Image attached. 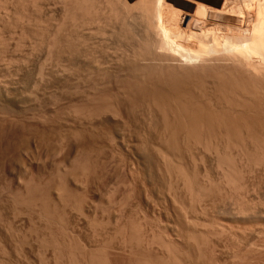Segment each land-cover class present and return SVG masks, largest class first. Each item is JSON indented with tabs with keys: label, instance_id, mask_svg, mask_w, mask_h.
Returning <instances> with one entry per match:
<instances>
[{
	"label": "rangeland",
	"instance_id": "rangeland-1",
	"mask_svg": "<svg viewBox=\"0 0 264 264\" xmlns=\"http://www.w3.org/2000/svg\"><path fill=\"white\" fill-rule=\"evenodd\" d=\"M248 2L247 0L245 5ZM262 3L254 0L247 5L248 8L250 7L253 10L249 8V11L247 10L246 12L242 11L246 7L244 4L240 5L245 6L244 8L241 7V11H239L240 6L237 5L239 6L237 8L238 11L237 9L233 10L235 14L232 16L228 15V24L223 27L226 24L223 21L222 28L220 27L222 22L218 24L220 28L218 26L216 28L218 31L221 29L219 32L216 28H211V30L202 31L201 35L199 33H196V35L191 33L184 34L182 33L183 29H179V26V31L182 29L178 34L181 40L174 41L175 39H172V34H170L172 41L169 35L166 36L169 37L170 40H168L171 42L166 43L168 45L164 44L167 42L165 41L167 38L165 37L164 39V36L162 39L151 42L150 40H142L138 36L132 37L130 35L123 41L111 38L110 40L113 41L111 42L108 38L106 43L98 45L96 50H91L87 53L91 61L86 59L85 54H76V56L83 55V59H86L91 65L97 58L101 60L99 62L101 66L96 65V67L98 66L97 68H100L99 71L94 63L91 68L93 72H96L92 73L90 71V74L89 70L91 68L84 61L80 62L75 59L76 63L72 64V66L70 63L65 64L66 72L64 71L62 74L56 72L57 78L56 73L52 74V67L50 69L49 65V70L48 67H45V70L47 69L46 72L49 71L48 75L44 70V74L47 77L42 83L43 85L40 84V67H42L46 57L43 43L38 40L40 42L36 45L44 49L41 48V50L39 49L40 51L33 50V52L29 50V42L25 40L24 43L22 41L21 45H18V47H23L21 49L17 48L18 35L10 40L12 50H16V53L14 51L10 53L14 55H12V58L14 57L13 59L19 63L15 61V64H13L7 59L4 62L5 65L0 62V70L7 72L9 71L8 67L11 65L9 67L13 71H9L11 75L22 65L20 62L23 60L22 58H27L26 56L31 52L33 56H30L33 59H29V69L24 70V72L29 73V77L25 81L23 80L24 83H22V87L24 86L23 89L26 91L23 102H29V105L25 106L28 110L25 107L23 108L24 110L19 107L17 109H0V118L1 115L3 116V119H0V127L4 128H0V264H163V262H165L164 264H238V262L239 264H264L263 231H259L260 228H258L257 224H249L248 222H244L245 224L241 222L240 224L239 222L238 225L237 222H233L229 217H226L229 215V213L227 214L228 208L233 207V204L236 205L235 202L237 201V203L241 202L239 206L244 205V202L246 205V199L248 201L247 204L251 203L252 200L256 202H252L253 204L260 205V201L264 203V199L261 200L264 198V188H262L264 179H255L261 176L264 177V164H262V172L260 173L259 168H261V165L259 164L260 166H258L255 159V161L252 160L254 162L252 165L248 163L250 167L247 165L245 167L242 164L246 160H243L242 156L237 155L243 162L240 167L238 164L241 162L239 163L238 157L233 155V153L235 155L239 153L237 152V147H240L239 149L241 147L244 149L247 145L250 147L248 142L245 145L244 142H241L242 139L245 142L247 141V138L245 140L247 131H250L248 135L250 133L253 136L252 139L257 137L261 138L259 141L263 139L262 145H264V0ZM259 7L262 11H258L260 10L258 9ZM54 9L57 10L55 11ZM54 9L53 12L51 9V13L49 11L48 15L44 13L47 18H43L44 21L47 20V23L43 21L44 24L50 22L49 25L51 26V24L55 23L52 22L53 18H59L60 7L54 6ZM49 13H53L52 18ZM50 18L52 21H50ZM226 20L225 22H227ZM14 22H11L10 25H14ZM41 26L45 29L47 25L41 24ZM43 29H41V32ZM176 31L178 32L177 29ZM41 32L38 33L39 36H41ZM175 34L177 33L175 32ZM178 35L175 38L179 40ZM195 36L197 37L195 38ZM198 37L201 38L199 39ZM192 39L197 41L193 42ZM182 40H184L183 43ZM130 41L135 43L133 44ZM123 42L127 44L125 45ZM172 43H177V45ZM118 45L120 47L123 46V49ZM127 45L130 46L128 47ZM37 46L35 47L36 49H38ZM167 46H172L175 49V54L171 52L173 51L172 47L167 48ZM116 48L119 49L117 50ZM138 49L141 52H145L141 53ZM155 49L157 52L159 50V52L157 53ZM93 51L96 52L97 57ZM102 52L104 53L103 55ZM92 53L96 59L91 55ZM114 53L116 54L113 55ZM155 53L160 54L158 56ZM143 54L146 57L149 55L148 57L152 59L150 60L147 57L149 60H146ZM122 55H125V57ZM115 56L117 59L120 58L118 59L120 62H117ZM133 56L138 58L135 59ZM33 60L36 61L34 62ZM31 61L32 63L34 62L33 65ZM128 61L134 65L126 66ZM84 63L87 67L83 66ZM73 65L76 66L74 67ZM123 65L128 67L129 71H123L127 69ZM4 66L6 67L5 69H3ZM14 66L16 69H14ZM135 66L137 69H133ZM72 67L76 70L82 67L84 70H88L86 72L79 70L81 73L77 71V74H75V71L71 73V71L75 70ZM101 67L105 71L109 69L112 71L114 68L115 70L113 71L118 75L112 73L113 71L109 75L107 71V75L105 73L103 76L105 71ZM129 67L133 68L130 69ZM116 68H122V70H117ZM155 68L160 73H154ZM101 70L103 72L98 76L97 74H100ZM82 71H84L83 74L85 75L82 74ZM69 72L71 79L68 75ZM126 72L131 75L126 74ZM175 72L176 74L178 73V78L175 77ZM66 73L65 78L63 74ZM78 74H82L83 78H80ZM122 74L125 75L120 77ZM148 74L150 77H148ZM156 74L158 75L157 77ZM59 75L64 78L62 76L59 77ZM77 75L78 77H76ZM88 75H93L92 77L90 76L92 79L89 81H87L89 79ZM152 75L154 78L151 77ZM102 76L105 78L104 80H108L104 82ZM143 76L146 77V80ZM159 76L162 80L159 79ZM99 77L104 83L99 80ZM168 77L172 79H168ZM174 77L178 80L173 79ZM77 78L83 81L77 80ZM92 80L96 83L94 82L93 84ZM169 80H172V83ZM220 80L224 81L221 84L225 86L220 83H218L220 85L217 84ZM48 81L50 82L49 85H47ZM98 81H100V84ZM35 82L37 83L36 86ZM152 82L156 87L159 86L158 88L161 91L151 85ZM45 84L47 85L46 88ZM175 84V89L178 88L179 91L177 89L176 91L175 89L173 90ZM58 85L60 87H57ZM169 85L172 86L171 89L168 88ZM34 86L36 88V90L34 89L35 91L32 89ZM102 86H106V88H102ZM220 87L221 91L219 92ZM157 90L161 92L157 102L162 105L160 111L162 110L163 113L158 112L160 106L157 105L156 107V102L153 105V98L156 94L153 95L150 92L156 93ZM142 91L146 92H143L145 95L141 93ZM173 91L175 92L174 94ZM222 91L225 92L223 93ZM30 92H32V97H30ZM215 92L218 95L214 94ZM167 93L169 95L172 94L173 97L175 96V99L179 94H182L180 95L182 98L180 99L179 97L175 101L172 97L174 100H170L171 96ZM219 93H223V95L221 94L222 97H220ZM225 93L227 96H225ZM134 94L137 98L133 96ZM148 94L152 97V101L148 98ZM208 94L212 97H218L209 99ZM28 95L30 96L28 97ZM139 95L144 96V99H140L142 96L138 97ZM35 97L36 99L38 97L37 101ZM145 97H147L146 101ZM154 100H156V97ZM31 101L32 104H30ZM37 102H42V104ZM154 107L156 108L154 109ZM178 113L184 115L177 116L179 115ZM192 115L194 118H191ZM4 117L6 118L4 119ZM178 119H182L181 122L179 121L181 123L179 124L180 126H182L183 121L187 125L190 119L192 121L195 119L196 126L190 120L192 122L190 124L193 126L194 123V128H197H192L196 130V132L194 131L195 135L192 130L190 132L194 136L190 135V140L192 141L187 142L190 144L185 142L187 141L185 140L186 130L184 129L185 133H179L182 127L180 129L177 126L178 123L177 125L175 124L178 128L174 127L173 123L177 122ZM167 124L168 128H166ZM172 125L175 129L171 131L170 129H173V127H170ZM189 126L187 128L190 131ZM177 129L180 130L176 131ZM248 135L246 137L251 140L249 138L251 136ZM194 138L196 141L193 140ZM255 146H259V144ZM215 151H219V156H223V159L225 158L224 162L228 160V163H224L222 168H227L228 171L231 169V173L228 172L231 176L234 170H232V167L228 168L231 164V166L233 164L236 166V163H238L239 169L244 171H241L243 172L242 174L237 166L235 167L240 173L238 175L235 169L236 172L234 171V173H237L235 174V180L237 182H234L235 180H232V177L228 174L233 186H226L228 185L227 180L231 184V181L227 178L228 176L226 177V182L222 181L224 178L222 176V168L218 169L215 166L217 165L215 164L217 161L214 159L216 156ZM242 151L239 154L242 155ZM252 151H254V156L255 153H260L261 149L257 152L255 150ZM211 152L214 156H211ZM262 153L264 154V152ZM262 153L261 157L259 156L261 160L263 157ZM251 154L250 156L252 157ZM232 155L234 158L237 157L234 162H232ZM247 155L246 157H249V154ZM257 156L258 154L254 157ZM246 157L244 156L243 158ZM251 157L246 162L248 160L252 162L251 159L254 157ZM1 159L4 160L1 161ZM8 159H13L14 161H9ZM262 161L258 162L262 163ZM162 164L165 166L162 167ZM166 166L169 167L167 168ZM251 166L252 170H250ZM254 166H258L259 171ZM255 171L257 175L253 174ZM170 174H172V179L174 180L171 179L172 183H178L179 187L176 188V184H174V188L171 187ZM248 176H253L252 178L250 177L251 181H249ZM184 178H186L185 181ZM176 179H179V181ZM255 180H257L258 184ZM262 180L263 182L261 183ZM248 182H251L250 185ZM211 183L212 186L210 187ZM222 183H224V186H222ZM260 183L261 186H259ZM183 185H186L185 188H183ZM243 185H247L249 189L247 187L245 189ZM251 185H255L253 186L254 188ZM256 185L257 187L259 186L257 189ZM168 186L173 188V190L175 189L174 191L172 190L174 193H170L171 190ZM241 186H243L245 194L242 190L239 193L240 189H242ZM186 187H188V191ZM199 187L201 190H199ZM251 188L252 190L255 189V193H253ZM225 189L228 193H226ZM233 189L237 191L239 189V194L237 191V194H235ZM168 190L170 191L168 192ZM228 194L234 199L232 200ZM239 195L244 197H240V199ZM246 195H251L253 198ZM258 195L259 197H257ZM171 197H174V199ZM236 197L238 200L235 199ZM222 198L224 199L223 201ZM256 198L260 200L257 199V201ZM225 200H227V204ZM234 200L235 202L233 203ZM230 202L233 204L231 205ZM219 204L222 205L220 206ZM261 205L264 206V204ZM203 206L205 209L202 208ZM191 223H194L193 226ZM215 223L219 226H216ZM230 232L232 235L229 234ZM224 233L228 234L223 235ZM245 234L247 235L245 236ZM152 236H154L155 241H152ZM235 238L241 239L236 240ZM231 242H233L234 246ZM244 242L245 246L243 245ZM251 242L253 244L256 242V249H252L255 247H251L254 246ZM237 244L238 246H236ZM167 245L169 247L168 251H166ZM230 247H234V250ZM237 247L240 249L239 251H237ZM257 248L260 250H257ZM246 249L248 250L244 251ZM245 254L248 255L246 256ZM169 256H174V258ZM243 256L247 259L244 258L243 260Z\"/></svg>",
	"mask_w": 264,
	"mask_h": 264
},
{
	"label": "bare ground",
	"instance_id": "bare-ground-1",
	"mask_svg": "<svg viewBox=\"0 0 264 264\" xmlns=\"http://www.w3.org/2000/svg\"><path fill=\"white\" fill-rule=\"evenodd\" d=\"M25 1V2H24ZM241 1H242V3H241ZM245 0H0V62H3V65H5L4 64V62L8 59V60H10V62H13V64H15V61L16 60H14L13 58H12V55L13 54H11L10 52L11 51H14L15 53H16V50H12V44L10 43V40H12V39H14V37L15 36H19V38L17 39V40H19L17 43H16V46H17V48L18 49H21V47H23V46H21V47H18V45H21L20 43H22V41H23V43H24V40L25 41H28L29 42V50L30 51H33V50H41V48H43V47H41L40 46V48H39V45L37 46L36 44H38L40 41V43H43V46H44V48H45V51H46V57H45V55H44V57H45V61H44V63L42 64V67H40L41 68V72H40V84H42L44 81H45V78L47 77V73L49 72H46V70H45V67H48V70H49V65H50V69H51V67H52V74H54V73H64V71H65V67H66V65L65 64H68V63H70L71 64V66H72V64H75L76 63V61H74L75 59L77 60V61H84L85 63H86V65L89 67V68H91V66L94 64L95 65V67H96V65H100V63L99 62H101V60H99L98 58H97V60H99V61H97V60H95L94 62H93V64L91 65L86 59H89L88 58V56H87V53H89L91 50H96V48H97V46L98 45H101V44H103V43H106V39H108V40H110L111 38L113 39V38H116V39H119V41L120 40H124V39H127L128 37H129V35L130 36H138V37H140L142 40L143 39H145V40H150V42L151 41H154V40H158V39H162V37L165 39V37L166 36H168L169 35V37H170V39H171V36H170V34H172V39H175L174 41H180L181 40V38H180V36L178 35L179 34V32H181V30L183 29V31H182V33H184V34H186V33H191V34H195L196 35V33H203L204 31H207V29L208 30H211V28H216L217 26H218V24L219 23H221L222 25L220 26L221 28H222V26H223V24L224 23H226V24H224V26L223 27H225V25H227L228 24V15L230 14L231 16L233 15V14H235V13H233V10H236L240 5H242V4H246L245 2H247V0L244 2ZM249 2H248V4H251L254 0H248ZM263 1V0H262ZM262 1L261 0H255V2H261L262 3ZM251 2V3H250ZM23 3V4H22ZM239 3H241V4H239ZM247 4V5H248ZM22 5V6H21ZM237 5H239V6H237ZM247 5H245V6H240V9H239V11H241V7H245V10H243L242 9V11H249V8H248V6ZM262 5H263V3H262ZM19 6L21 7L20 9H19ZM54 6H59L60 7V10H59V13H58V17L59 18H53V21L51 20V18L53 17L52 15H53V13L52 14H50L51 13V9H52V12H53V9H54ZM237 6V7H236ZM250 6V5H249ZM52 7V8H51ZM260 7H262L261 5H260ZM260 7L258 8V9H260ZM55 8H57V7H55ZM55 10V9H54ZM57 10V9H56ZM55 10V11H56ZM250 10H253V9H251L250 8ZM50 11V16H51V18H50V21H52V22H55V23H53V25L51 24V26L49 25L50 24V22L48 23V24H44L43 23V18H46V15L45 14H47L48 15V12ZM237 11H238V9H237ZM258 11H262L261 9L260 10H258ZM45 13V14H44ZM242 13V12H241ZM36 14H37V16H36ZM238 14V13H237ZM56 15V14H55ZM229 15V16H230ZM226 17V18H225ZM225 18V19H224ZM47 19V18H46ZM45 19V20H46ZM227 19V20H226ZM225 20L227 21V22H225ZM15 21V22H14ZM223 21H224V23H223ZM11 22H14L13 24L14 25H10L11 24ZM42 22V23H41ZM45 23H47V20L46 21H44ZM51 22V23H52ZM41 24H43L44 26L45 25H47V26H45V29H43L42 28V26H41ZM10 25V26H9ZM180 26V27H179ZM218 26V27H219ZM178 27H179V29L180 28H182L180 31H179V29H178ZM219 27V28H220ZM43 29L44 30V33H43V30H42V32H41V29ZM178 30V32L176 31V29ZM216 30L218 31V29L216 28ZM215 30V31H216ZM203 31V32H202ZM217 31H216V33H217ZM219 31H221V29H219ZM218 31V32H219ZM39 32H41V36H39ZM67 32V33H66ZM175 32L177 33V34H175ZM210 32V31H209ZM213 32V31H212ZM129 33V34H128ZM208 33V32H207ZM173 34H174V36H173ZM200 34V35H201ZM179 36V40L177 39V38H175L176 36ZM205 35V34H204ZM210 35V34H209ZM211 35H216V34H211ZM218 35H220L219 33H218ZM217 35V36H218ZM199 36V35H198ZM39 37H40V39H39ZM169 37H166L167 39L165 40V41H167V42H165L164 44L165 45H168V44H166V43H168L169 42ZM197 36H195V38H196ZM204 37V36H203ZM220 37V36H219ZM16 38V37H15ZM199 38V37H198ZM198 38H197V40H198ZM201 38V37H200ZM199 38V39H200ZM209 38V37H208ZM137 39V38H136ZM169 39V40H168ZM172 39H171V41H172ZM177 39V40H176ZM205 39V38H204ZM38 40H40L39 42H38ZM107 40V41H108ZM115 40V39H114ZM133 40V39H132ZM196 40V41H197ZM111 41V40H110ZM129 41V40H128ZM173 41V42H174ZM183 41L184 40H182V43H183ZM192 41L193 42H196V41H194V39H192ZM111 42H113V41H111ZM127 42V41H126ZM130 42H132V41H130ZM159 42H161V41H159ZM159 42H157V43H159ZM162 42H163V40H162ZM190 42V41H189ZM26 43V42H25ZM123 43H125V42H123ZM133 43V42H132ZM135 43V42H134ZM133 43V44H134ZM137 43V42H136ZM169 43H171V42H169ZM179 43V42H178ZM182 43H181V45H182ZM110 44V43H109ZM117 44H119V43H117ZM127 43H125V45H126ZM143 44V43H142ZM147 44V43H146ZM162 44V43H161ZM173 44V43H172ZM177 45V43H174L173 45ZM180 44V43H179ZM178 44V45H179ZM24 46H25V44H23ZM38 47V49H36L35 47L36 46ZM40 45H42V44H40ZM120 45V44H119ZM118 45V46H119ZM136 45V44H135ZM149 45V44H148ZM27 46V45H26ZM111 46H112V44H111ZM117 46V47H118ZM128 46V45H127ZM130 46V45H129ZM128 46V47H129ZM139 46V45H138ZM137 46V48H139ZM155 46H156V44H155ZM163 46V45H162ZM28 47V46H27ZM115 47V46H114ZM120 47V46H119ZM123 47V46H122ZM122 47H120V48H122ZM126 47V46H125ZM145 47V46H144ZM171 48L172 46H167V48ZM177 47V46H176ZM175 47V48H176ZM16 48V47H15ZM16 48V49H17ZM35 48V49H34ZM43 48V49H44ZM100 48V47H99ZM163 48V47H162ZM117 50L119 49V48H116ZM123 49V48H122ZM161 49V48H160ZM172 49H173V47H172ZM172 49H169V50H172ZM25 50V49H24ZM39 50V51H40ZM103 50V49H102ZM141 50H142V48H141ZM156 50V49H155ZM162 50V49H161ZM174 50L175 49H173V51H171V52H173L172 54H175L174 53ZM18 51V50H17ZM20 51H22V50H20ZM104 51V50H103ZM107 51H108V49H107ZM120 51H122V50H120ZM127 51V50H126ZM130 51V50H129ZM138 51H140L139 49H138ZM34 52V51H33ZM38 52V51H37ZM94 52V51H93ZM99 52H100V49H99ZM99 52H97L98 53V55H100L99 54ZM116 52V51H115ZM124 52V51H123ZM128 52V51H127ZM126 52V53H127ZM141 52V51H140ZM142 52H145V51H142ZM141 52V53H142ZM156 52H157V50H156ZM158 52H159V50H158ZM157 52V53H158ZM13 53V52H12ZM18 54H19V52H17ZM36 53V52H35ZM39 53V52H38ZM44 53V52H43ZM78 53H80V54H85V56H86V59L84 60L83 58V55H79V56H76V54H78ZM95 53V55H96V52H94ZM118 53V52H117ZM122 53V52H121ZM125 53V52H124ZM133 53H134V50H133ZM137 53H139V52H137ZM141 53H139V54H141ZM157 53H155V54H157ZM33 53L31 52L28 56H26L27 58H22L21 60L22 61H20L21 63H22V65H21V63H20V65L22 66H20L18 69H16L15 68V66H14V69H16L15 71L16 72H14L13 74L11 73V75L9 74V71H11V72H13L9 67L11 66H9L8 67V69H9V71H7V72H4V71H2V70H0V109H17V107H19V108H24L27 104L29 105V102L27 103V102H23V97L25 98V90L23 89V87H22V83H24L23 82V80L25 81L26 80V78H28L29 77V73L27 72H24V70H28L29 68H28V65H29V59L33 56L32 55ZM40 54V53H39ZM104 53L102 52V55H103ZM109 54V53H108ZM107 54V55H108ZM116 53H114L113 55H115ZM128 54H129V52H128ZM152 54V53H151ZM150 54V55H151ZM160 54V53H159ZM159 54H157L158 56H159ZM30 55H32V56H30ZM93 57H94V55H93V53L91 54ZM106 55V54H105ZM111 55V54H110ZM144 55V57H146L145 56V54H143ZM154 55V54H153ZM14 56V55H13ZM122 56H124L125 57V55H122ZM136 56V55H135ZM135 56H133L134 58H135ZM139 56V55H138ZM142 56V55H141ZM141 56H140V58H141ZM149 55H147V57H148ZM157 56V57H158ZM20 57H21V55H20ZM43 57V58H44ZM96 57H97V55H96ZM112 57V56H111ZM143 57V56H142ZM146 57V60H149L148 58ZM152 57V56H151ZM153 57H155V56H153ZM15 58H16V54H15ZM37 58H38V56H37ZM37 58H36V60H37ZM41 58V57H40ZM105 58V57H104ZM115 58H116V56H115ZM136 58H138V57H136ZM135 58V59H136ZM158 58H160V57H158ZM14 61H13V60ZM33 58H31V60H32ZM39 59V58H38ZM94 59H96L95 57H94ZM107 59V58H106ZM105 59V60H106ZM111 59V58H110ZM117 59V58H116ZM118 59H120V58H118ZM118 59H117V62H120V61H118ZM127 59H128V57H127ZM131 59H132V57H131ZM143 59V58H142ZM152 59V58H151ZM150 59V60H151ZM12 60V61H11ZM35 60V61H36ZM90 60V59H89ZM122 60V59H121ZM129 60V59H128ZM134 60V59H133ZM34 61V60H33ZM34 61V62H35ZM41 61V60H40ZM91 61V60H90ZM107 61V60H106ZM116 61V60H115ZM115 61H112V62H115ZM135 61H137V60H135ZM160 61V60H159ZM158 61V62H159ZM9 62V61H8ZM7 62V63H8ZM17 62V61H16ZM33 62V63H34ZM125 62V61H124ZM138 62V61H137ZM143 62H144V60H143ZM149 62V61H148ZM154 62V61H153ZM165 62V61H164ZM164 62H163V64H164ZM17 63H19V62H17ZM33 63H32V61H31V64L33 65ZM37 63H38V61H37ZM85 63L83 64V66L85 65ZM97 63V64H96ZM145 63V62H144ZM11 64V63H10ZM77 64H79V63H77ZM133 64V63H132ZM132 64H130L129 63V61H128V65H126V66H130V65H132ZM138 64V63H137ZM156 64H157V61H156ZM2 65V66H3ZM8 65H9V63H8ZM37 65V64H36ZM85 65V67H87ZM110 65H111V63H110ZM113 65V64H112ZM134 65V64H133ZM135 65H136V63H135ZM145 66H146V64H144ZM159 65H160V63H159ZM13 66V65H12ZM17 66H19V65H17ZM38 66V65H37ZM36 66V67H37ZM41 66V65H40ZM74 66V65H73ZM76 66V65H75ZM74 66V67H75ZM101 66V65H100ZM103 66V65H102ZM123 66H125V65H123ZM125 66V67H126ZM142 66V65H141ZM156 66V65H155ZM160 66H162V64L160 65ZM160 66H159V68H160ZM6 67H7V65H6ZM5 66H4V68L3 69H5L6 68ZM70 67V66H69ZM74 67H72V68H74ZM79 67H81V66H79ZM94 67V66H93ZM98 67V66H97ZM96 67V69L99 71V69L100 68H97ZM110 67H112V66H110ZM119 67H121V66H119ZM124 67V69H126V70H123V71H127L128 70V67H126L125 68ZM138 67V66H137ZM143 67V66H142ZM68 68V67H67ZM71 68V67H70ZM70 68H68V69H70ZM78 68V67H77ZM83 68V67H82ZM80 69V68H78L77 70L75 69V70H73V72L71 71V73H74V71H75V74H77V71H79V70H84V68L83 69ZM102 68V67H101ZM105 68V67H104ZM130 68V67H129ZM133 68V67H132ZM132 68H130V69H132ZM154 68V67H153ZM158 68V67H157ZM158 68V69H159ZM39 69V68H38ZM68 69H66V70H68ZM93 69H95V68H93ZM103 69V68H102ZM117 70L119 69V68H116ZM133 69H137L136 68V66H135V68H133ZM156 69V68H155ZM162 69V68H161ZM33 70V69H32ZM44 70H45V73L47 74V75H45L44 74ZM88 70V69H87ZM86 69L84 70L85 72L87 71ZM104 70V69H103ZM113 70H115L114 68L112 69V71ZM119 70H122V68H120ZM157 70V69H156ZM155 70V72L154 73H157L158 72V70L156 71ZM69 71V70H68ZM84 71H82V74L84 73ZM90 71H92V73H95V72H93V70H92V68L89 70V73H90ZM97 71V72H98ZM105 71V70H104ZM109 73V75H110V72H112V71H110V69L109 70H107ZM107 71H105V72H103L102 70L100 71V74H97L98 76L99 75H101L102 74V72L104 73L103 74V76L105 75V73L107 72ZM122 71V72H123ZM129 71V70H128ZM133 71V70H132ZM139 71V70H138ZM152 71V70H151ZM37 72V71H36ZM66 72V71H65ZM80 72V71H79ZM140 72V71H139ZM138 72V73H139ZM39 73V72H38ZM57 73H56V76H57ZM68 73V72H67ZM67 73L66 74H63L64 75V77H65V75H67ZM81 73V72H80ZM99 73V72H98ZM112 73H114L115 74V71H113ZM124 73V72H123ZM137 73V72H136ZM142 74H143V72H141ZM149 73H151V72H149ZM158 73H160V72H158ZM157 73V74H158ZM163 73V72H162ZM33 74V73H32ZM81 74V75H82ZM91 74V73H90ZM95 74V75H96ZM117 74V73H116ZM115 74V75H116ZM126 74H129V73H127L126 72ZM140 74V73H139ZM147 74V73H146ZM156 74V77L158 76ZM174 74V73H173ZM173 74H171L172 76H173ZM175 74H176V72H175ZM178 74V73H177ZM177 74H176V76L175 77H177ZM69 76H70V72H69V74H68ZM79 75V74H78ZM78 75L76 76V77H78ZM81 75H79V77L81 78L82 76ZM83 75H85V74H83ZM96 75V76H97ZM106 75H107V73H106ZM112 75V74H111ZM118 75V74H117ZM123 75H125V74H122V76L120 75V77H123ZM129 75H131V74H129ZM134 75V74H133ZM149 75V74H148ZM154 75V74H153ZM153 75L151 76V77H153ZM163 75V74H162ZM162 75H160V76H162ZM38 76V75H37ZM60 76H62V75H59V77ZM68 76V77H69ZM89 76V75H88ZM91 77L93 76V75H90ZM90 76L88 77L89 79L87 80V81H89V80H91L92 78H90ZM95 76V77H96ZM103 76H102V79H103V81L104 82H106L107 80H104L105 78H103ZM159 76V77H160ZM168 76V75H167ZM49 77V76H48ZM63 77V76H62ZM63 77V78H64ZM86 77V76H85ZM84 77V78H85ZM106 78H107V76H105ZM111 77V76H110ZM113 77V76H112ZM119 77V78H120ZM126 77V76H125ZM133 77H135V76H133ZM137 77H138V74H137ZM140 77V76H139ZM144 77V76H143ZM148 77H150V75L148 76ZM165 77H166V75H165ZM173 78V79H177V78ZM37 78V77H36ZM54 78V77H53ZM57 78H58V76H57ZM66 78V77H65ZM73 78H74V76H73ZM83 78V77H82ZM87 78V77H86ZM85 78V79H86ZM96 78H98V77H96ZM109 78V77H108ZM127 78H129V77H127ZM132 78V77H131ZM154 78V77H153ZM167 78V77H166ZM47 79H49V78H47ZM56 79V78H55ZM69 79V78H68ZM70 79H71V76H70ZM69 79V80H70ZM79 78H77V80H78ZM84 79V80H85ZM110 79V78H109ZM112 79V78H111ZM114 79H115V77H114ZM143 79V78H142ZM144 79L146 80V77H144ZM150 80H151V78H149ZM149 79H148V81H149ZM157 80H158V78H156ZM159 79H161V77L159 78ZM168 79H172V78H170V77H168ZM167 79V80H168ZM220 79V78H219ZM28 80V79H27ZM50 80V79H49ZM56 80H58V79H56ZM55 80V81H56ZM65 80V79H64ZM76 80V79H75ZM79 80H82V79H79ZM98 80V79H97ZM99 80L101 81V78L99 77ZM162 80V79H161ZM178 80V79H177ZM218 80V79H217ZM216 80V81H217ZM37 81V80H36ZM53 81V80H52ZM59 81V80H58ZM63 81V80H62ZM61 81V82H62ZM83 81V80H82ZM86 81V82H87ZM100 81H98L99 82V84H100ZM103 81H101L102 83H104ZM143 81V80H142ZM153 81V80H152ZM169 81H171L170 83H172V80H169ZM168 81V82H169ZM175 81V80H174ZM29 82V81H28ZM34 82V81H33ZM39 82V81H38ZM46 82H47V80H46ZM45 82V83H46ZM68 82V81H67ZM93 84H94V82L95 81H91ZM145 82V81H144ZM150 82V81H149ZM149 82H148V84H149ZM157 82V81H156ZM158 82H160V81H158ZM214 82H215V80H214ZM213 82V83H214ZM221 82L223 83L224 81H221L220 80V82H217V84L218 83H220L221 84ZM49 81H48V84L47 85H49ZM52 83V82H51ZM60 83V82H59ZM66 83V82H65ZM96 83V82H95ZM179 83V82H178ZM39 84V83H38ZM45 84V88H46V85ZM58 84V83H57ZM98 84V85H99ZM110 84V83H109ZM146 84H147V82H146ZM151 84V83H150ZM156 84V83H155ZM165 84V83H164ZM163 84V85H164ZM215 84V83H214ZM217 84H216V86H217ZM220 84H218V85H220ZM37 85V83L35 82V86ZM43 85V84H42ZM151 85H153V86H155L156 87V85H154L153 84V82H152V84ZM161 85V84H160ZM173 85V84H172ZM221 85H223V84H221ZM227 85V84H226ZM33 86V85H32ZM35 86H34V88H32L33 90L35 89L36 90V88H35ZM96 86H97V84H96ZM111 86V85H110ZM109 86V87H110ZM162 86V85H161ZM165 86H166V84H165ZM168 86V85H167ZM223 86H225V85H223ZM30 87V86H29ZM38 87V86H37ZM50 87V86H49ZM57 87H60L59 85L57 86ZM98 87V86H97ZM101 87V86H100ZM99 87V88H100ZM159 87V86H158ZM158 87H156V88H158ZM162 87H164V86H162ZM175 87H176V84L174 85V88H173V90L175 89ZM219 87V86H218ZM217 87V88H218ZM222 87V86H221ZM221 87H220V90H219V92L221 91ZM39 89H40V87H38ZM102 88H106V86H102ZM153 88V87H152ZM161 88V87H160ZM168 88H172V86H170L169 85V87ZM26 89V88H25ZM29 89V88H28ZM50 89V88H49ZM159 89V88H158ZM162 89V88H161ZM177 90H178V88H176ZM176 89H175V91H176ZM223 89V88H222ZM34 90V91H35ZM43 90H44V88H43ZM150 90H152V89H150ZM149 90V91H150ZM164 90V89H163ZM224 90V89H223ZM29 91H31L30 89H29ZM45 91H46V89H45ZM155 91V90H154ZM159 91H161L160 89H159ZM179 91V90H178ZM218 91V90H217ZM226 91V90H225ZM224 91V92H225ZM28 92V91H27ZM37 92V91H36ZM35 92V93H36ZM143 92H145V91H142L141 93L142 94H144L145 95V93H143ZM163 93H164V91H162ZM172 92V91H171ZM223 92V91H222ZM223 92V93H224ZM31 94V96L30 95H28V97L30 96V97H32V92H30ZM38 93V92H37ZM47 93V92H46ZM140 93V92H139ZM150 93H152L153 95L154 94H156L155 96H154V98L156 97V100H154V98H153V101H154V104L153 105H155V102L157 103L155 106L157 107V105L158 106H160V108H159V110H158V112H162V110L160 111V109H161V106L162 105H159L158 104V102L157 101H159V99H158V97L159 96H161L160 94H161V92H158V90L156 91V93L154 92H150ZM160 93V94H159ZM162 93V94H163ZM170 93V92H169ZM175 92L173 91V94H174ZM223 93H221L222 95H223ZM34 94V93H33ZM168 94V93H167ZM176 94H179V93H176ZM210 94V93H209ZM208 94V96H206V97H208L209 99L210 98H213L212 96H210ZM214 94H217L216 92L214 93ZM213 94V95H214ZM220 94V93H219ZM220 94V97H222V95ZM151 95V94H150ZM152 95V96H153ZM166 95V94H165ZM169 95V94H168ZM180 95H182V94H179V96L177 97V95H176V99H178L179 97H180V99L182 98V96H180ZM218 95V94H217ZM34 96V95H33ZM37 96V95H36ZM133 96H136L135 94L133 95ZM142 95H139L138 97H141ZM169 96H171V98H170V100H172L173 98L175 99V96L173 97L172 96V94L171 95H169ZM225 96H227V94L225 93ZM129 97V96H128ZM163 97V96H162ZM173 97V98H172ZM216 97H218V96H216ZM216 97H214V98H216ZM27 98V97H26ZM34 98V97H33ZM136 98H137V96H136ZM144 99V96H142L140 99ZM146 98L147 97H145V101H146ZM148 98L149 99H151L152 97H150L149 96V94H148ZM27 99H29V98H27ZM37 99H38V97H37ZM37 99H36V97H35V100L37 101ZM158 99V100H157ZM168 99H169V97H168ZM173 99V100H174ZM176 99H175V101H176ZM31 100V99H30ZM33 100V99H32ZM161 100V99H160ZM165 100V99H164ZM167 100V99H166ZM38 101H40V100H38ZM149 101V100H148ZM151 101H152V99H151ZM150 101V102H151ZM168 101V100H167ZM35 102V101H34ZM161 102H162V100H161ZM37 103H39V102H37ZM41 104H42V102H40ZM39 103V104H40ZM153 103V102H152ZM163 103V102H162ZM161 103V104H162ZM30 104H32V101L30 102ZM27 105V106H28ZM33 107V106H32ZM31 107V108H32ZM35 107V106H34ZM156 107H154V109L156 108ZM25 109L26 110H28V108H26L25 107ZM34 109V108H33ZM158 109V108H157ZM24 110V109H23ZM154 111V110H153ZM156 112V111H155ZM163 113V112H162ZM28 114V113H27ZM156 114H158V113H156ZM159 114H161V113H159ZM179 114V113H178ZM162 115V114H161ZM184 115V114H183ZM183 115H181V114H179V115H177V116H183ZM159 116V115H158ZM3 116L1 115V118H2ZM7 117V116H6ZM6 117H4V119L6 118ZM9 117V116H8ZM156 117V116H155ZM160 117V116H159ZM186 117V116H185ZM0 118V119H1ZM157 118V117H156ZM175 118H176V116H175ZM178 118H180V117H178ZM187 118H188V115H187ZM189 118H190V116H189ZM191 118H194V116L192 115L191 116ZM3 119V118H2ZM1 119V120H2ZM196 119V118H195ZM195 119H193V121L192 122H194L195 121ZM189 120V119H188ZM189 120V123H187V125H185V123H184V121H183V124H182V126H180L179 124H181L180 122L182 121V119H178V121L177 122H175V123H173L174 124V127L177 125V123H178V125L177 126H179V128L181 129V127H182V129L180 130V129H177L176 131H179V133L181 132V133H185V130H186V137H188L187 139H186V137H185V140H187V141H185L186 143L187 142H190V141H192V140H190V135L195 131L196 132V130H193L192 128H194L195 126H196V123H195V126H194V123H193V126H192V124H190V121ZM180 121V122H179ZM186 122V121H185ZM191 122V123H192ZM11 124V123H10ZM176 124V125H175ZM1 125V124H0ZM12 125V124H11ZM171 125V124H170ZM190 125V126H189ZM5 126V125H4ZM176 126V127H177ZM184 126V127H183ZM190 127V131H189V129L187 128V127ZM2 127V126H1ZM0 127V128H1ZM9 127V126H8ZM12 127V126H11ZM170 127V126H169ZM173 127V125L170 127V128H172ZM173 127V129H170L171 131L172 130H174L175 128ZM198 127V126H197ZM166 128H168V124H167V126H166ZM165 128V129H166ZM178 128V127H177ZM187 128V129H186ZM1 129H4V128H1ZM165 129H164V131H165ZM185 129V130H184ZM194 129H197V128H194ZM167 130V129H166ZM169 130V131H170ZM191 130H192V133H190L191 132ZM188 131V132H187ZM245 131V130H244ZM195 132H194V135H195ZM243 132V131H242ZM246 132V131H245ZM248 132H250V131H247V133H245V134H247L248 135ZM9 133V132H8ZM188 133H190L189 135H188ZM252 133V132H251ZM242 134V133H241ZM246 135V136H247ZM163 136V135H162ZM162 136H160V138L161 139H163V137ZM192 136H193V134H192ZM191 136V138H193ZM245 136V135H244ZM243 136V137H244ZM245 136V140H246V138H247V141L245 142V141H243L244 139H242V141L241 142H244V145H245V143H249V145H250V147L247 145V147L246 148H244V149H242V147H241V149L242 150H244V151H242L241 149H239L240 147H237L238 149H237V152H239L240 153V151H242V155L241 154H239V153H236V155H235V153H233V155L234 156H242L241 158L243 159V160H246L247 161V159L249 158L250 159V154H251V152H252V157H254L256 154H258V156L257 157H254V158H252L251 159V161L252 160H256V164L258 163V166H260L261 165V168H259L260 169V173L262 172L261 170H262V164H264L263 162L264 161H262V160H264L263 158H264V154L262 153V152H264V147L262 148V146H264V145H262L263 144V139L262 140H260L259 141V139H261V138H259V137H257V138H254V139H252L253 138V136H251L250 135V133H249V135L248 136H251V137H249V138H251V140L250 139H248V137H246ZM242 137V138H243ZM256 137V136H255ZM263 138V137H262ZM194 141H196L195 140V138L193 139ZM248 140H250V141H248ZM253 140H257V141H253ZM252 141V142H251ZM262 141V143H261V146H260V142ZM256 142V144L258 145L259 144V146H255L256 144H254V143ZM247 143V144H248ZM250 143H252V144H250ZM187 144H190V143H187ZM192 144V143H191ZM243 144V143H242ZM244 145H242V146H244ZM251 145H252V147H251ZM245 147V146H244ZM259 147V148H258ZM257 150H256V149ZM260 149H261V151H260ZM262 149H263V151H262ZM238 150H240V151H238ZM252 150H255V152H257V151H260V153L259 152H257V153H255V155L253 156V154H254V151H252ZM251 151V152H250ZM216 152V158L214 157V159L217 161V163H215V164H217V165H215V166H217L218 167V169L219 168H222V166H223V164L224 163H226L227 161H225L224 162V159L222 158V157H220L219 155H220V152L219 151H215ZM218 152H219V154H218ZM245 152H247V153H245ZM250 152V153H249ZM232 153V152H231ZM261 153H262V160L260 159V155H261ZM247 154H249V157H246V156H248ZM213 154H212V152H211V156H212ZM228 155V154H227ZM232 155V156H233ZM162 156V155H161ZM214 156V155H213ZM234 156H233V161L232 162H234V159L235 158H237V157H235L234 158ZM246 157V158H243V157ZM260 156V157H259ZM21 157V156H20ZM19 157V158H20ZM168 157V156H167ZM259 157V159H257ZM14 158V157H13ZM18 158V159H19ZM162 158V157H161ZM160 158V159H161ZM166 158V157H165ZM227 158H229V157H227ZM226 158V159H227ZM241 158H239L238 157V161H239V163L240 164H238V163H236V161H235V163H236V166H237V164H238V166H240L241 167V164L243 163L242 161H241ZM16 159V158H15ZM21 159V158H20ZM163 159V158H162ZM167 159V158H166ZM212 159H213V157H212ZM222 159V161H220V160ZM231 159V158H230ZM229 159V160H230ZM231 159V160H232ZM4 160V159H3ZM2 159H1V161H3ZM9 160V159H8ZM13 160V159H12ZM12 160H9V161H12ZM17 160V159H16ZM236 160V159H235ZM254 160V161H255ZM262 161V163H260V162H258V161ZM14 161V160H13ZM163 161V160H162ZM165 161V160H164ZM214 161V160H213ZM245 161V163L244 164H242L243 166H245L246 167V165L247 166H249L250 167V164L252 165L254 162L252 161V162H250V160H248V162H246ZM222 162V163H221ZM214 163V162H213ZM228 163V162H227ZM247 163V164H246ZM248 163H250V164H248ZM165 164H166V162H165ZM168 164V163H167ZM229 164H231V162H229ZM256 164H254V165H256ZM260 164V165H259ZM163 165V166H162ZM161 166L162 167H164L165 165L164 164H162ZM227 166H229L228 164H226ZM232 165V164H231ZM229 166L228 168H231L232 167V170H233V173H234V171L236 172V170H237V168H238V170H240L239 168L240 167H238L237 166V168H235L236 166H234V164H233V166ZM225 166V165H224ZM226 166V167H227ZM242 166V168H244ZM258 166L257 167H255L256 169H258ZM167 167V166H166ZM169 167V166H168ZM167 167V168H168ZM264 167V166H263ZM254 168V169H255ZM217 169V170H218ZM236 169V170H235ZM247 169V168H246ZM259 169H258V171H259ZM166 170H168V169H166ZM169 170H170V168H169ZM222 170V176L225 178V180H224V178L222 179V181L224 182H226V179L228 178L229 179V175H230V171H231V169H229L230 171H228L227 170V168L226 169H224V167L221 169ZM238 170H237V173H238ZM248 170H249V168H248ZM248 170H246V171H248ZM250 170H252V166H251V169ZM264 170V169H263ZM241 171H243L242 169L239 171V172H241ZM221 172V171H220ZM228 172H230V173H228ZM244 172V171H243ZM243 172H241L242 174H243ZM251 172V171H250ZM250 172H248L249 174H250ZM171 173V172H170ZM232 173V176L230 175V177H232V180L234 179H236L235 177H236V175L235 174H237V173H234L233 174ZM253 173V172H252ZM229 174V175H228ZM240 173H238V175H239ZM245 174V173H244ZM246 174H247V172H246ZM253 174H256L257 175V173H256V171H255V173H253ZM258 174H259V172H258ZM264 174V173H263ZM168 175V174H167ZM171 175V178H169L170 180L172 179V174H170ZM217 175H218V173H217ZM219 175H221L220 173H219ZM233 175H234V178H233ZM237 175V176H238ZM252 175V174H251ZM180 176V175H179ZM204 176V175H203ZM207 176V175H206ZM228 176V177H227ZM243 176V175H242ZM254 176V175H253ZM252 176V177H253ZM259 176V175H258ZM257 176V177H258ZM264 176V175H263ZM182 177V176H181ZM219 177V176H218ZM227 177V178H226ZM239 177H241V176H239ZM251 177V176H250ZM250 177L248 176V178H249V181H251L250 180ZM251 177V178H252ZM176 178H179V177H176ZM208 178V177H207ZM222 178V177H221ZM238 178V177H237ZM260 178H263L264 179V177H259V178H255V179H260ZM185 179L186 178H184V181H185ZM241 179H243V178H241ZM173 180V179H172ZM171 180V183L174 181H172ZM176 180H178L179 181V179H176ZM203 180H205V179H203ZM209 180H211V179H209ZM208 180V181H209ZM230 180V179H229ZM232 180H230L231 181V184H229L228 183V180H227V184L228 185H226L227 187H229V185H231V186H233L232 185ZM239 180V179H238ZM248 180V179H247ZM246 180V181H247ZM253 180V179H252ZM181 181H183V180H181ZM206 181H207V179H206ZM221 181V180H220ZM257 180H255V182H256ZM202 182V181H201ZM210 182H212V181H210ZM209 182V183H210ZM234 182H237L236 180L234 181ZM254 182V181H253ZM263 182V180L261 181V183ZM169 183H170V181H169ZM170 183V184H171ZM182 184H183V182H181ZM185 183V182H184ZM205 182H203V184H204ZM219 183V182H218ZM251 183V182H250ZM250 183L248 182V184L250 185ZM257 183V182H256ZM261 183H260V185L259 186H261ZM264 183V182H263ZM174 184H176V188L177 187H179L178 186V183H174ZM174 184L172 183V185H171V187H173L174 188ZM181 184V185H182ZM189 184V183H188ZM202 184V183H201ZM221 184V183H220ZM219 184V185H220ZM223 185L222 186H224V183H222ZM246 184H247V182H246ZM253 184V183H252ZM258 184V183H257ZM169 185V184H168ZM204 185H206V184H204ZM203 185V186H204ZM184 186V185H183ZM186 186V185H185ZM185 186L183 187V188H185ZM188 186V185H187ZM201 186V185H200ZM207 186V185H206ZM212 186V183H211V185H210V187ZM221 186V185H220ZM230 186V187H231ZM239 186V185H238ZM243 186H245V189H246V187H247V185H243ZM243 186H241V188L242 189H240V191H239V189H238V191H239V193L241 192V190L244 192V188H243ZM252 186V185H251ZM253 186H255V185H253ZM252 186V187H253ZM258 186V187H259ZM202 187V186H201ZM209 187V186H208ZM209 187V188H210ZM226 187V188H227ZM257 187V185H256V189L258 188ZM168 188H170L169 186H168ZM173 188H170V190H168V192L170 191V193H172L174 190H173ZM187 188V191H188V187H186ZM207 188V187H206ZM209 188H207V189H209ZM223 188V187H222ZM233 188V187H232ZM239 188H240V186H239ZM248 189H249V187H247ZM254 188V187H253ZM262 188H264V186L262 187ZM190 189V188H189ZM204 190H205V188H203ZM247 189V190H248ZM173 190V191H172ZM199 190H201L200 189V187H199ZM233 190H235V189H233ZM251 190H252V188H251ZM224 191V190H223ZM225 191H226V193H228V191L225 189ZM224 191V192H225ZM230 191H231V189H230ZM236 191L237 190H235V191H233L235 194H237L238 193V191H237V193H236ZM250 191V190H249ZM253 191V193H255L254 191H255V189L254 190H252ZM261 191V190H260ZM246 192H248V191H246ZM261 192H263V191H261ZM174 193V192H173ZM230 193V192H229ZM238 193V194H239ZM258 193H259V189H258ZM244 194H245V192H244ZM252 194V193H251ZM173 195V194H172ZM221 195V194H220ZM223 195V194H222ZM228 195H230V194H228ZM228 195H225V196H228ZM232 195H234V194H232ZM253 195V194H252ZM256 195V194H255ZM224 196V197H225ZM231 196V195H230ZM247 196V195H246ZM249 196H251V195H248L247 197H249ZM260 196H261V193H260ZM223 197V196H222ZM240 197H242V195H239V198ZM244 197V196H243ZM242 197V198H243ZM247 197H245V198H247ZM252 197V196H251ZM250 197V198H251ZM257 197H259V195L257 196ZM264 197V196H263ZM171 198H173L174 199V197H171ZM227 198V197H226ZM230 198H232V196L230 197ZM229 198V199H230ZM253 198V197H252ZM204 199V198H203ZM210 199V198H209ZM214 199V198H213ZM212 199V200H213ZM219 199V198H218ZM228 199V198H227ZM234 198H232V200H233ZM235 199H237V197L235 198ZM241 199V198H240ZM239 199V201H241ZM257 199H259V198H256V200ZM264 198H262L261 200H263ZM205 200H207V199H205ZM224 199L222 198V201H223ZM232 200H231V202H232ZM238 200V199H237ZM236 200V201H237ZM245 200V199H244ZM252 200V199H251ZM260 200V199H259ZM218 201V200H217ZM249 201H250V199H249ZM258 201V200H257ZM213 202V201H212ZM225 202H226V204L228 203L227 202V200H225ZM225 202H223V204H225ZM230 202V203H231ZM235 202V200L233 201V203ZM238 202V201H237ZM237 202H235V204L236 205H234L233 203H231V205L233 204V207H231V208H228L229 210H227L228 212H227V214L229 213V215L228 216H226V217H229L233 222H237L238 223V225H239V222H240V224H241V222L242 223H244V222H248L249 224H257L258 225V228H260L259 229V231H263L262 233L264 234V206H262L261 204H264L262 201H260V202H258V203H260V205H257V204H253V203H256V202H253V200H252V204L250 205L249 203L247 204V199H246V205H245V202L243 203L244 205H241V206H239L240 204L239 203H241V202H239V203H237ZM219 203H221V202H219ZM220 205V204H219ZM222 205V204H221ZM220 205V206H221ZM230 205V204H229ZM230 205V206H231ZM238 205V206H237ZM217 206V205H216ZM215 206V207H216ZM228 206V205H227ZM223 207V206H222ZM202 208H204L205 209V207L203 206ZM216 209V208H215ZM224 209V208H223ZM226 209H227V207H226ZM206 210H208V209H206ZM205 211V210H204ZM219 211H220V209H219ZM223 211V210H222ZM225 211V210H224ZM209 212H211L212 213V211H210L209 210ZM215 212H217V211H215ZM220 214H221V211H220ZM224 214H226V213H224ZM212 215V214H211ZM222 215H223V213H222ZM210 217V216H209ZM212 217V216H211ZM218 217V216H217ZM216 217V218H217ZM219 217H220V215H219ZM218 217V218H219ZM208 218V217H207ZM225 218V217H224ZM195 219V218H194ZM229 219V220H230ZM193 220V219H192ZM188 221H190V220H188ZM195 221V220H194ZM212 221V220H211ZM219 221V220H218ZM192 222V221H191ZM186 223H187V221H186ZM188 223H190V222H188ZM212 223V222H211ZM221 223V222H220ZM194 224V223H193ZM193 224L191 223V225L193 226ZM227 224V223H226ZM226 224H225V226H226ZM234 224H236V223H234ZM245 224V223H244ZM190 225V226H191ZM212 225V224H211ZM215 225H216V223H215ZM218 225V224H217ZM216 225V226H217ZM223 225H224V223H223ZM188 226V225H187ZM219 226V225H218ZM220 226H222V225H220ZM247 226V225H246ZM252 226V225H251ZM254 226V225H253ZM195 227V226H194ZM223 227V226H222ZM227 228V227H226ZM228 228H230L229 226H228ZM234 228V227H233ZM246 228H248V227H246ZM254 228H255V226H254ZM256 228H257V226H256ZM195 229V228H194ZM220 229V228H219ZM238 229V228H237ZM244 229V228H243ZM252 229V228H251ZM221 230H222V232H223V229L221 228ZM220 230V231H221ZM231 230V229H230ZM245 230V229H244ZM248 230V229H247ZM250 230V229H249ZM233 231V230H232ZM231 231V232H232ZM238 232H242L241 230L239 231V230H237ZM257 231V230H256ZM225 232V231H224ZM228 232V231H227ZM231 232L229 233L230 235H232L231 234ZM245 232H247L246 230H245ZM254 232V231H253ZM219 233V232H218ZM249 233V232H248ZM261 233V234H262ZM221 234V233H220ZM227 235L228 233H224L223 235ZM235 234V233H234ZM239 234H241V233H239ZM242 234H244V233H242ZM250 234H251V232H250ZM150 235V234H149ZM247 234H245V236H246ZM256 235V234H255ZM222 236V235H221ZM237 236V235H236ZM252 236V235H251ZM259 236H260V234H259ZM153 237V239H152V241L154 240L155 241V239H154V236H152ZM226 237H228V236H226ZM234 237V236H233ZM262 237V236H261ZM147 238V237H146ZM224 238V237H223ZM229 238H230V236H229ZM228 238V239H229ZM242 238V237H241ZM241 238H235L236 240H238V239H241ZM148 239V238H147ZM226 239V238H225ZM256 239V238H255ZM146 240V239H145ZM177 240H179V239H177ZM231 240H232V237H231ZM234 240V239H233ZM243 240V239H242ZM257 240V239H256ZM147 241V240H146ZM165 241V240H164ZM169 241V240H168ZM244 241V240H243ZM149 242V241H148ZM147 242V243H148ZM235 242H237V241H235ZM239 242H241L240 240H239ZM238 242V243H239ZM247 242V241H246ZM264 242V241H263ZM153 243V242H152ZM165 243V242H164ZM232 243V245L234 246V244H233V242H231ZM249 243V242H248ZM252 243V242H251ZM150 244H151V242H150ZM166 244V243H165ZM168 244V243H167ZM228 244H229V242H228ZM245 244V242L243 243V245ZM255 244H256V242H255ZM255 244H253L252 243V245H254V246H251V247H255L256 245ZM148 245V244H147ZM162 245V244H161ZM240 245V244H239ZM242 245V246H243ZM163 246V245H162ZM172 246V245H171ZM224 246V245H223ZM230 246V245H229ZM236 246H238V244L236 245ZM235 246V247H236ZM245 246V245H244ZM259 246V245H258ZM262 246V245H261ZM151 247V246H150ZM165 247V246H164ZM167 247V250L166 251H168V249H169V247H168V245L166 246ZM232 247V246H231ZM230 247V248H231ZM248 247V246H247ZM249 247H250V245H249ZM260 247V246H259ZM147 248H149L148 246H147ZM224 248V247H223ZM234 248V247H233ZM233 248H231V249H233ZM238 248V247H237ZM240 248H241V245H240ZM225 249H226V247H225ZM228 249V248H227ZM252 249H256V247L255 248H252ZM259 248H257V250H258ZM229 250V249H228ZM234 250V249H233ZM232 250V251H233ZM240 249L238 248L237 249V251H239ZM242 250V249H241ZM248 249H246V250H244V251H247ZM256 250V251H257ZM260 250V249H259ZM230 251V250H229ZM170 252V251H169ZM169 252H168V254H169ZM250 253H251V251H249ZM253 252H254V250H253ZM261 252V251H260ZM232 253V252H231ZM239 253H241V252H239ZM262 253V252H261ZM171 254V253H170ZM253 254V253H252ZM263 254V253H262ZM261 254V255H262ZM167 255V254H166ZM234 255V254H233ZM243 255V254H242ZM246 255V254H245ZM248 255V254H247ZM246 255V256H247ZM258 255H260V254H258ZM231 256H232V254H231ZM235 256H236V254H235ZM170 257V256H169ZM171 257H173L174 258V256H171ZM170 257V258H171ZM252 257V256H251ZM250 257V258H251ZM166 258V257H165ZM233 258V257H232ZM244 258H246V257H244L243 256V260H244ZM236 259V258H235ZM235 259H231V260H235ZM241 259V258H240ZM239 259V260H240ZM247 259V258H246ZM237 260V259H236ZM243 260H241V261H243ZM250 261V260H249ZM252 261V260H251ZM234 262V261H233ZM232 262V263H233ZM165 262H163V264H164ZM177 263H178V260H177ZM229 263V262H228ZM175 264V263H174ZM237 264V263H236ZM238 264H239V262H238Z\"/></svg>",
	"mask_w": 264,
	"mask_h": 264
}]
</instances>
